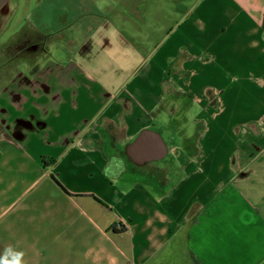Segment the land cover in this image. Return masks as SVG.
<instances>
[{"label":"crops","instance_id":"0c3cea01","mask_svg":"<svg viewBox=\"0 0 264 264\" xmlns=\"http://www.w3.org/2000/svg\"><path fill=\"white\" fill-rule=\"evenodd\" d=\"M56 4L0 81V254L264 264V0ZM144 128L168 153L139 165L126 146Z\"/></svg>","mask_w":264,"mask_h":264},{"label":"rangeland","instance_id":"374dc122","mask_svg":"<svg viewBox=\"0 0 264 264\" xmlns=\"http://www.w3.org/2000/svg\"><path fill=\"white\" fill-rule=\"evenodd\" d=\"M49 1V0H10L9 1V7L7 11L0 10V81L1 80H6L5 74L12 75L13 72H10L14 68L16 69V66H12L10 69L7 64L10 61L11 58H14L15 61H19L18 69L17 70H22L20 66L23 64L21 63L22 61H25V58L29 55L32 54V52H35L37 54V49L40 47H37V42L39 45L41 44L42 36L39 35L37 31V19H36V14L39 11V4H43V2ZM55 1V0H53ZM56 10L60 11H67L69 12L72 10L70 7V0H63L59 1L56 0ZM117 0H91L92 5H103L100 8V11L103 13L107 12L106 7L110 4H114ZM41 2V3H40ZM46 4V10H53L54 8V3ZM132 0H125V6L123 8L124 11L127 13H132ZM82 12L87 11L89 12L92 8L86 7L85 5H82ZM120 9H122V5L119 4L118 6ZM90 9V10H89ZM95 11H98V9L93 8ZM79 10V9H78ZM84 10V11H83ZM93 20L97 22H101L102 19L100 16L93 15ZM56 28L59 30L57 34L64 35L69 31V26H67L65 23H60L57 24ZM71 30V29H70ZM29 32L32 37V41L30 45L36 44L33 48H29V51H20V46H21V41L18 38H21L20 35L24 33ZM132 32V31H131ZM131 32H129L131 34ZM129 34V36H130ZM18 39V40H17ZM66 43V41L64 40ZM63 42V43H64ZM48 43V42H46ZM50 44V43H49ZM59 44L57 41L56 44ZM52 46V52L55 48L54 44H51ZM15 49V50H14ZM61 52L60 55H58V52L56 51L55 54L53 55V58H58L64 55V50L65 48H62V45L60 46ZM24 51V52H23ZM34 54V53H33ZM65 55H69L68 52L65 50ZM45 56V54L43 55ZM22 60V61H21ZM11 63V62H10ZM7 68L9 72H7ZM14 69V70H15ZM18 74L17 71H14L13 75ZM2 85L0 84V87Z\"/></svg>","mask_w":264,"mask_h":264},{"label":"water","instance_id":"95a60500","mask_svg":"<svg viewBox=\"0 0 264 264\" xmlns=\"http://www.w3.org/2000/svg\"><path fill=\"white\" fill-rule=\"evenodd\" d=\"M10 0H0V10L7 11ZM126 153L136 164L164 158L168 153V144L161 132L144 128L126 146Z\"/></svg>","mask_w":264,"mask_h":264},{"label":"clouds","instance_id":"9594fccd","mask_svg":"<svg viewBox=\"0 0 264 264\" xmlns=\"http://www.w3.org/2000/svg\"><path fill=\"white\" fill-rule=\"evenodd\" d=\"M24 256L23 250L9 246L0 254V264H25Z\"/></svg>","mask_w":264,"mask_h":264}]
</instances>
